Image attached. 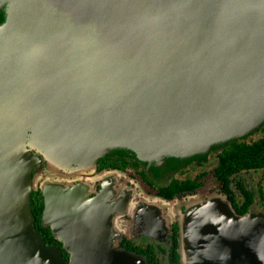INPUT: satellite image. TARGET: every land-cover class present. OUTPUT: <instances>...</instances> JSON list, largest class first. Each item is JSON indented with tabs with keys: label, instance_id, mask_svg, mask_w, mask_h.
<instances>
[{
	"label": "water",
	"instance_id": "obj_1",
	"mask_svg": "<svg viewBox=\"0 0 264 264\" xmlns=\"http://www.w3.org/2000/svg\"><path fill=\"white\" fill-rule=\"evenodd\" d=\"M263 127L264 0H0V264H66L38 191L69 264H145L96 241L105 199L72 178L113 154L174 173ZM217 201L185 217L211 244L185 234L183 261L264 264V215Z\"/></svg>",
	"mask_w": 264,
	"mask_h": 264
},
{
	"label": "flooded vegetation",
	"instance_id": "obj_2",
	"mask_svg": "<svg viewBox=\"0 0 264 264\" xmlns=\"http://www.w3.org/2000/svg\"><path fill=\"white\" fill-rule=\"evenodd\" d=\"M252 136L230 142L236 146L251 145L259 140H253L254 137L264 136V127ZM230 144L224 149L212 150L208 157L196 159L174 173L148 169L130 155L100 158L95 171L72 181L77 187L86 185L91 200L105 199L102 206L93 209L95 217L88 219L93 230L91 235L97 242H103L108 251L128 254L145 264H186L182 258L184 235L198 242V252L202 251L203 244L204 226L194 221L186 227L185 223L184 217L193 200L217 195L240 216L264 215L261 210L264 188L260 182L255 187L251 180L255 176L262 180L264 170L229 174L220 169L221 156L233 149ZM39 193L44 229L35 230L46 245L57 247L69 264L71 254L64 243L55 239L51 229L44 225L45 201L43 193Z\"/></svg>",
	"mask_w": 264,
	"mask_h": 264
},
{
	"label": "trees",
	"instance_id": "obj_3",
	"mask_svg": "<svg viewBox=\"0 0 264 264\" xmlns=\"http://www.w3.org/2000/svg\"><path fill=\"white\" fill-rule=\"evenodd\" d=\"M230 143L228 144L233 149L221 156L222 171L227 170L229 174H233L242 170H264V136L251 145L236 146L235 142ZM113 155L124 156L123 154ZM39 192H33L31 195V214L36 230L44 229L42 228L43 204Z\"/></svg>",
	"mask_w": 264,
	"mask_h": 264
},
{
	"label": "rangeland",
	"instance_id": "obj_4",
	"mask_svg": "<svg viewBox=\"0 0 264 264\" xmlns=\"http://www.w3.org/2000/svg\"><path fill=\"white\" fill-rule=\"evenodd\" d=\"M254 135H255V134H253V136H254ZM253 136H252V137H253ZM249 137H251V136H249ZM249 137H248V138H249ZM261 137H262V136H261ZM261 137H260V136H256V137L253 138V140H258V139H260ZM245 139H246V138H245ZM51 174H52V172H51V170L49 169L47 163L44 162V163H43V167H42L41 169H39V170L37 171V173H36L34 176H36V179L38 180L39 184H42V183L45 181L46 177H49ZM260 178H261L262 180H260L258 176H255V177H252L251 180L253 181L255 187H257V186L259 185V182H260V185L264 188V176H260ZM73 179H74V178H72V181H73ZM56 180H58L57 177H56ZM41 192H42V191H41ZM212 199H217V200H218L217 202H219V203H222V202H223V203H224L223 199L220 198V197L217 196V195H211V196H209L208 198H205V199L197 198L196 201L193 200V202H192L191 204H189V206H188L189 209H188V211H187L185 217L187 216L188 213H190V211L192 212V210H193L195 207H197V206H201V207H202V206L208 204V203L210 202V200H212ZM199 202H201V203H199ZM196 203H198V204H196ZM261 210L264 211V208L261 207ZM253 215H254V214H253ZM256 216H259V215H256ZM185 217H184V218H185Z\"/></svg>",
	"mask_w": 264,
	"mask_h": 264
}]
</instances>
